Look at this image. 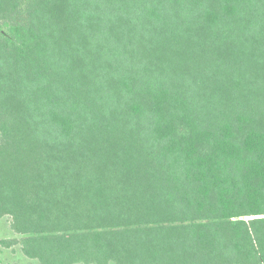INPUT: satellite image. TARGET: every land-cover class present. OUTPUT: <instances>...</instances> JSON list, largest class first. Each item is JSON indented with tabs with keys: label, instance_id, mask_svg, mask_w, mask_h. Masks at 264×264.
Instances as JSON below:
<instances>
[{
	"label": "trees",
	"instance_id": "trees-1",
	"mask_svg": "<svg viewBox=\"0 0 264 264\" xmlns=\"http://www.w3.org/2000/svg\"><path fill=\"white\" fill-rule=\"evenodd\" d=\"M39 264H264V0H0V220Z\"/></svg>",
	"mask_w": 264,
	"mask_h": 264
},
{
	"label": "rangeland",
	"instance_id": "rangeland-1",
	"mask_svg": "<svg viewBox=\"0 0 264 264\" xmlns=\"http://www.w3.org/2000/svg\"><path fill=\"white\" fill-rule=\"evenodd\" d=\"M12 218L6 216L0 220V264H39L24 256L20 246L8 247L6 243L12 240H21L11 229Z\"/></svg>",
	"mask_w": 264,
	"mask_h": 264
}]
</instances>
